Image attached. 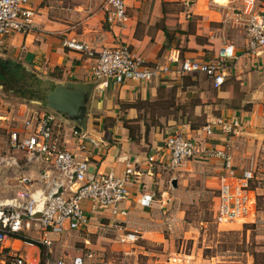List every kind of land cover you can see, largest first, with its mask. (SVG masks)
Wrapping results in <instances>:
<instances>
[{
    "label": "crops",
    "instance_id": "1",
    "mask_svg": "<svg viewBox=\"0 0 264 264\" xmlns=\"http://www.w3.org/2000/svg\"><path fill=\"white\" fill-rule=\"evenodd\" d=\"M42 1L29 0V5L35 11L36 26L30 33L13 35L11 46L5 54L41 77L56 82L93 81L90 71L93 58L65 48L61 43L65 37L83 41L95 50L125 42L135 53L153 64H171L172 59L177 57H201L206 53L213 55L225 43H233L238 56L232 62L226 81L219 88L212 87L210 81L201 74L182 77L165 74L148 82L128 80L122 84L112 83L106 89L94 86L88 104L86 130L102 140L103 145L99 151L93 149L88 154L91 169L119 173L127 162H132L138 173L128 185V197L119 205L127 210V214L119 216L121 222L118 228L112 225L110 217L99 216L87 207L89 224L80 230L97 228L111 231L116 238L124 231H137L140 234L138 229L130 228L136 226L141 216L148 215L152 208L168 199L167 183L172 185L175 179L176 187H179L181 181L189 180L187 175L194 168L213 179L214 188L218 190L219 177L223 174L222 163L218 159H187L175 172L163 168L159 161L146 162L148 155L157 157L158 148L164 146V138L168 133L178 131L186 137L196 136V130L215 116H237L243 127L235 137L215 136L208 140V144L219 148L224 145L228 147L236 175L249 168L254 175L249 193L252 202L247 216L242 221L231 223L242 225L262 216L264 208H258V200L264 201V48L256 55L244 53L243 30L223 23L218 8L208 5L207 0H204L203 12L197 13L200 17L194 31L188 30L186 23L183 24L182 12H179L176 20L173 13L165 11L163 5L173 0H125L129 19L122 29L110 27L105 22L103 9H95L97 3L101 6L102 0H94L93 4L90 1V13L79 16V21H75L73 14L65 12L50 16L47 8L40 6ZM227 1L237 6L243 3V0H218L221 4ZM191 2L196 5L194 1ZM258 2L264 3V0ZM191 14L187 12L186 16L190 18ZM211 14L219 16V20H214ZM173 22L178 23L180 28H175ZM167 35L175 39L168 43ZM196 37L203 38V41L196 40ZM153 101L166 105L158 106L154 112L143 107L146 102ZM152 114V118L161 125L145 123ZM124 122L131 127V132ZM134 124L136 126L132 127ZM104 125L108 127L102 128ZM134 130L138 132L137 135H134ZM197 137L203 139V134ZM144 192L154 193L155 198L150 207H142L138 202ZM157 193H160V198L156 197ZM24 234V237L30 238L31 234ZM33 234L31 238L39 240L41 234L38 231ZM8 243L14 251L39 264L38 245L15 237H8ZM122 245L134 246L135 243ZM121 250L126 252L125 249Z\"/></svg>",
    "mask_w": 264,
    "mask_h": 264
},
{
    "label": "built area",
    "instance_id": "2",
    "mask_svg": "<svg viewBox=\"0 0 264 264\" xmlns=\"http://www.w3.org/2000/svg\"><path fill=\"white\" fill-rule=\"evenodd\" d=\"M207 4L218 8L223 23L243 30L244 53L256 55L264 48V3L243 0L237 6L228 1L221 4L218 0H207ZM101 7L110 27H125L129 19L125 0H102ZM35 26V11L29 0H0V56L10 48L13 35L30 33ZM61 43L93 58L90 71L99 89L128 80L148 82L165 74L177 77L202 74L212 87L219 88L226 81L232 62L238 58L233 43L221 45L210 58L177 57L164 65L149 63L125 42L99 50L75 38L65 37ZM21 108L24 114L21 127L10 131L9 141L22 153L23 162L20 164L16 157L1 160L5 167L16 169L17 190L13 198L0 201V264H36L14 251L8 237L34 230L41 234L38 242L50 247L52 239L48 238V232L61 235L89 224L87 207L99 216L110 217L112 225L118 228L119 216L127 214L119 205L128 197V185L138 173L132 162H127L119 173L92 170L88 154L93 149L99 151L102 140L86 129L71 126L49 110L30 108L25 103H21ZM242 127L237 116H215L196 130V136L186 137L172 131L165 136L164 146L158 148L157 157L148 155L146 162L159 161L163 168L175 172L187 159L220 160L223 174L219 177L215 220L219 225L240 221L247 216L252 202L249 193L253 170L243 169L236 175L228 147L211 146L208 140L215 136L235 137ZM201 133L203 139L197 137ZM154 198V193L144 192L138 202L142 207H150ZM138 238L137 231H124L116 240L133 244ZM96 256L93 251L83 250L69 259L55 258L48 264H103Z\"/></svg>",
    "mask_w": 264,
    "mask_h": 264
},
{
    "label": "rangeland",
    "instance_id": "3",
    "mask_svg": "<svg viewBox=\"0 0 264 264\" xmlns=\"http://www.w3.org/2000/svg\"><path fill=\"white\" fill-rule=\"evenodd\" d=\"M90 1L93 4L94 0H43L40 6L47 8L50 16L65 12L73 14L75 21L77 19L79 21V16L90 13ZM204 4V0H173L172 3L163 5V8L173 13L176 20L179 12H182L183 24L186 23L187 29L194 31L200 17L197 13L203 12ZM101 8L98 3L95 5V9ZM187 12H192L190 18L186 16ZM211 16L214 20H219V16L212 14ZM173 23L175 28H180L178 23ZM196 40L203 41V38L196 37ZM204 56L210 58L212 55L206 53ZM1 57L8 56L4 54ZM26 70L28 72L26 77L13 88L0 84V201L13 198L17 190L16 169L5 167L1 160L16 157L20 164L23 162L22 153L9 141L10 131L21 127L24 117L21 103L27 104L30 108L44 110L45 96L50 89V85L38 73L31 69ZM29 90L35 94L34 97L22 96L20 91L28 95ZM152 117L153 114L145 121L147 125L156 123L161 125ZM106 127L108 126L104 125L102 128ZM137 134L138 132L134 130V135ZM191 171V174L187 175L189 180L181 181L179 187L167 183L168 199L152 208L148 215L141 216L136 226L130 228L138 229L140 232L134 246L119 244L113 232L97 228L70 231L61 235L48 232V238L56 239H52L50 249L39 247L38 263L48 264L59 257L69 259L83 250L95 252L96 259L102 258L103 264H215L216 261L218 264L219 261L250 264L254 254H264V213L242 225L238 223L219 225L215 220L218 190L214 188L216 185L213 179L208 175H202L197 168ZM156 197L160 198V193H157ZM259 207L264 208L262 199L258 200ZM33 233L34 230L28 231L31 235L26 240L37 245L38 240L31 238L34 237ZM121 249H125L126 252ZM261 260H264V257Z\"/></svg>",
    "mask_w": 264,
    "mask_h": 264
},
{
    "label": "water",
    "instance_id": "4",
    "mask_svg": "<svg viewBox=\"0 0 264 264\" xmlns=\"http://www.w3.org/2000/svg\"><path fill=\"white\" fill-rule=\"evenodd\" d=\"M44 79L51 86L45 96L47 110L71 126L85 130L88 104L95 83L93 81L60 83L52 79ZM36 102L40 104L39 101ZM172 186L176 187L175 179L172 181Z\"/></svg>",
    "mask_w": 264,
    "mask_h": 264
},
{
    "label": "trees",
    "instance_id": "5",
    "mask_svg": "<svg viewBox=\"0 0 264 264\" xmlns=\"http://www.w3.org/2000/svg\"><path fill=\"white\" fill-rule=\"evenodd\" d=\"M162 30L167 32V29L165 27H162ZM173 39H175L174 36L170 37L167 35V42L170 43ZM186 49V48H183ZM26 67H24L19 61H14L10 59L9 57L7 58H2L0 56V84L6 85L9 88H13L15 85L19 84L22 82V80L26 77L27 74ZM30 94H25L24 91H20L22 93V96H27L28 98H32L35 96V94L31 91ZM165 103H161L159 101H153V102H146L143 107H148L150 110L157 108L158 106H164ZM124 125H127L126 122H124ZM128 126V125H127ZM194 127L193 125H191ZM147 127V126H146ZM131 127L128 126V129L130 130ZM131 132V130H130ZM133 139V137L131 136ZM15 238L21 239L23 241H27L26 237L23 235H15ZM24 238V239H23ZM39 247L40 245L37 244ZM262 257H264V254L256 255L254 254V257L252 256L251 264H264L263 261L261 260Z\"/></svg>",
    "mask_w": 264,
    "mask_h": 264
},
{
    "label": "bare ground",
    "instance_id": "6",
    "mask_svg": "<svg viewBox=\"0 0 264 264\" xmlns=\"http://www.w3.org/2000/svg\"><path fill=\"white\" fill-rule=\"evenodd\" d=\"M223 1H225V0H221V2H223Z\"/></svg>",
    "mask_w": 264,
    "mask_h": 264
}]
</instances>
